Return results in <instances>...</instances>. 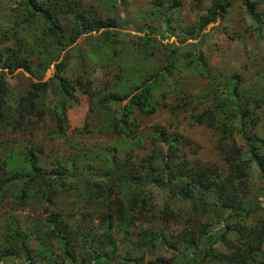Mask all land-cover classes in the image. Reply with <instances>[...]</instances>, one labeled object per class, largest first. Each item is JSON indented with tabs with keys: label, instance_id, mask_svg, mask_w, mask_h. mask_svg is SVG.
<instances>
[{
	"label": "rangeland",
	"instance_id": "1",
	"mask_svg": "<svg viewBox=\"0 0 264 264\" xmlns=\"http://www.w3.org/2000/svg\"><path fill=\"white\" fill-rule=\"evenodd\" d=\"M34 1L56 14L55 22L64 30L63 40L78 30L77 11L112 23L83 34L90 35L87 40L79 36L62 49L57 36L48 32L45 18L32 14L20 0H0V55L12 49L25 58V67L5 72L3 80L13 91L14 99L35 91L36 100L43 103L44 109L37 115V109L21 113L18 108L10 112V125L0 127V264H28L29 260L31 264H60L59 251L45 253L44 244L27 227L37 225L49 212H55L71 230L83 228L77 235H84L90 226L97 224V212L105 211L104 207H110L114 214L113 238L119 243L118 252L143 255L147 264L158 257L169 261L188 239L187 230L197 233L199 227L213 225L209 213L191 211L182 202L170 199L167 190L153 184L133 186V193L145 202L130 207L128 190V196L125 193L123 197L114 189L108 193V181L101 175L108 171L122 175L143 173L142 166L148 164L157 171L161 150L156 138L160 132L167 140L180 142L172 156L177 170L186 162L187 167L202 164L224 171L219 146L222 143L225 148L227 141L235 137L234 123L221 119L218 128L209 126L206 117L212 114L216 103L231 100L228 83L223 82L231 74L240 76L238 84L242 87L237 93L245 99L248 96L252 116L257 120V133L264 139V0H256L258 4L252 16L241 0H228L230 5L225 11L195 32V36L188 35V31L198 24L211 0ZM173 45L177 52L171 57ZM63 56L65 63L56 68ZM169 61L172 66L168 70ZM155 76L154 87L146 91L149 104L146 100L144 107L132 105L131 126L122 127L120 104L112 95L128 96L144 79ZM59 78L67 94L60 120ZM43 82L46 85L35 86ZM253 97L262 101L258 108H253ZM12 101L9 105L13 108L15 101ZM215 117L218 119L217 111ZM259 147L263 152V147ZM29 152L41 171L70 169L77 175L76 179H65L46 198L39 192L45 186L25 177L22 183H27L25 187L31 191L20 204L15 198L22 183L13 181V176L27 171L29 164L24 156ZM240 156L247 169L236 193L239 195L243 190L249 198L263 194L264 199V183L257 169L247 162L248 154L244 150ZM87 174L93 177H84ZM159 175L163 178L162 173ZM95 194L97 203L89 198ZM200 196L213 200L212 195ZM117 198L122 201L109 203ZM249 214L245 218L241 215L226 218L228 232L217 235L207 247L210 256L221 252L233 256L231 262L235 264H264V204H257ZM6 222L17 231L21 229L31 235L25 241V248L10 245L5 236L12 230L7 231ZM141 229L159 232L166 248L158 243L152 251L133 247ZM171 244L176 246L174 250L167 249ZM217 261L209 257L199 264H217ZM157 264L165 263L157 261Z\"/></svg>",
	"mask_w": 264,
	"mask_h": 264
},
{
	"label": "trees",
	"instance_id": "2",
	"mask_svg": "<svg viewBox=\"0 0 264 264\" xmlns=\"http://www.w3.org/2000/svg\"><path fill=\"white\" fill-rule=\"evenodd\" d=\"M20 1H22V4L29 9L32 14H39L45 18L46 23L48 24V32L57 36L62 49L66 48L68 44L74 42L79 36H83V39L87 40L90 35L83 34L89 33L90 31L95 32L100 27H107L112 23L110 20L105 19L104 21L103 19H100L97 15L86 17L83 12L77 11L75 18L79 22L78 30L73 31L71 35H68L67 39L63 40L65 37L64 30L61 25H58L55 22L57 17L54 12L38 6L34 0ZM199 1L200 0H196V2ZM229 3L228 0H211L209 7L205 9V13L200 16L198 24L189 29L188 35L195 36V32L201 31L209 23L215 21L217 16H220L230 5ZM241 3L244 5L248 14L252 16L254 6L258 4V1L254 0L253 2L252 0H241ZM119 19L122 23L124 18L121 15ZM174 46L175 45H173L171 49V57L177 52V47ZM71 48H69V50ZM69 50L65 55H68ZM198 57H200V54ZM24 59L25 58L20 57L17 52H14V50L12 51V49L5 50L0 55V127L10 125L8 122V117L11 116L10 112L17 111L18 108L21 109V113H32V111L37 109V115H41L44 110L43 103L40 101L37 102L36 100L37 95L35 94V91L28 92L25 96L18 95L16 99H14L13 91L9 89L8 85L3 80L5 72L11 73L17 67H25ZM61 63H65L64 56L55 64V67L58 68ZM171 66L172 64L169 61L167 69H171ZM205 72L207 73L208 71ZM156 79L157 76L151 77V79H144L134 88L130 95L124 96L123 98H120L116 94L112 95L111 98L118 101L120 104L119 121L122 124V127L130 128L131 126L129 123V109L132 105H141L144 107L146 100L147 104H149L146 91H149V88L154 87ZM239 81L240 76L237 74H231L229 77L228 75L226 76V79H224L223 82L228 83L227 89L231 96V100L226 99L221 100L218 104L216 103L212 114L207 115L206 117V123L209 126L218 127L219 123L217 122H221V119L229 120L230 124L234 123L235 137H232L227 141V148L222 147V143L219 146L220 151L223 152L222 159L224 167L226 168L224 171H222L221 168L211 169L209 166L202 164H195L187 167L186 162H183V165L177 170L172 156L174 154L175 146H178L180 142L167 140L166 137H164L163 132H160L156 138L159 144L158 146L160 147L158 149L161 150V158L159 161L160 167L157 168V171L152 169V164H148L147 166H142L144 168V170H142L143 173L135 171L122 175L117 171H108L101 175L108 181V193H111L114 189L123 197L125 193L126 196H128L126 191L128 190V194H130V207L136 204V202H139L141 205L145 202L142 197H137L131 188H133V186L143 187L153 184L155 187L167 190L170 199L176 202H182L183 205L188 206L191 211L200 210L203 213L207 212L214 220L212 223L213 225H203V227H199L197 233L194 232L195 230H187L186 232L189 234L188 239L184 240L182 248L177 249L174 256L169 258V261H166L163 257H158L153 261H149L148 264H157V261H161L165 264H199V261L205 260L209 257L210 260H218L217 264H235L231 262L234 257L225 253L218 252L210 256L207 247H210L211 244L214 243L217 235L222 233L226 234L228 232L229 225L224 224L226 218L235 217L237 215L248 217L250 216L249 213L254 210V207L257 204H264V199L261 197L263 194L249 198L247 196L248 193L243 190H241L239 194L242 195V197H239L236 193L238 188H241L240 184L243 181L245 169H247V166L243 165L240 156L243 150L248 154L247 162L253 164L257 169L261 182L264 183V151H259L262 150L259 145L264 149V139H262L257 133V120L252 116L253 112L251 106H249L248 96L245 99L243 94L237 93L241 90L240 86L242 87V84H238ZM44 84L46 85V82L35 84V86H44ZM59 84L60 106L57 114L59 117L58 119L60 120V117L64 114L63 104L67 99V94L66 89L62 88L60 78ZM133 93H136V95H132ZM12 100L15 101L13 108L9 105V101L13 102ZM261 102V99L253 97V108H258ZM215 111H217L218 119L215 117ZM197 120L200 121L201 116L197 117ZM223 125L226 126L225 124ZM24 157L27 159L29 167L23 175L15 174L17 176H13V181L20 180L22 183L25 177L29 178V181H39L45 186L42 190H39V192L46 198L60 187L61 184L63 185L65 179H76L77 177V175L70 169H59L58 171L56 169L51 173H45L34 165L31 152ZM236 159H239V161ZM153 172H157L158 174L153 176ZM161 173L163 174V178L159 175ZM84 177L93 176L87 174L84 175ZM26 184L27 183H22L21 186L19 185V196L15 198L16 201L20 200V204L23 203L22 201H24L28 192L31 191L28 189V186L25 187ZM97 192L100 193L102 190L97 189ZM198 192L199 195H197ZM35 193L38 192L35 190ZM206 193L212 195L213 200L209 201L205 197L201 198L200 194L207 197L208 195H206ZM1 194L2 193H0V195ZM102 194L107 198V195L104 192H102ZM89 198L93 200L95 199V202L97 203L96 194L89 196ZM101 201H106V199ZM120 201H122V198H117L109 203L114 205ZM104 208L105 211L97 212V224L90 226L84 235H77V233L83 231V228L80 227L78 231L71 230L68 223L63 222L55 212H49L43 217L40 223L37 225L30 224L31 226H28L27 228L34 231L33 236L38 239L40 244H44L42 247L44 248L45 253L47 250H50L52 253L56 251L55 249L59 251L58 256L61 260L60 264H147L144 262L143 255L132 256L128 252H118L119 243L113 238L115 232L114 214L110 207ZM163 212H166L165 209ZM119 215H121L119 218L122 220L124 214L121 213ZM7 223V231L12 230V233L8 232V236H5V238L9 240L10 245H17L20 249H22V247L25 248V241H27L26 239L31 235H27L24 230L21 232V229H18L17 231L9 222H6L5 224ZM74 234L81 240L76 241ZM137 236L138 239L132 243L133 247L139 249L145 247L152 251L155 247V243H158L160 246L166 248L165 241L162 240L159 232L141 229L137 232ZM81 244H83V247L80 246ZM231 245L234 246L232 243ZM175 247L176 246L171 244L167 249L174 250ZM5 251L10 252L9 249H5ZM222 257L226 260H221ZM25 260H27V258L22 262L26 263ZM243 260L244 255L241 256V261L243 262ZM31 263L32 261L29 260L28 264Z\"/></svg>",
	"mask_w": 264,
	"mask_h": 264
}]
</instances>
